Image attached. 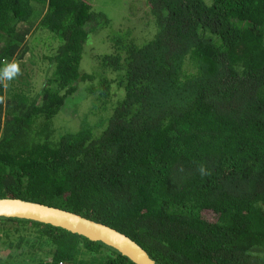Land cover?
I'll use <instances>...</instances> for the list:
<instances>
[{
    "label": "trees",
    "instance_id": "1",
    "mask_svg": "<svg viewBox=\"0 0 264 264\" xmlns=\"http://www.w3.org/2000/svg\"><path fill=\"white\" fill-rule=\"evenodd\" d=\"M144 6L112 29L87 0H0V69L31 35L51 42L41 63L0 82V198L103 223L155 264H264V0ZM100 30L108 51L83 59ZM59 263L133 264L99 241L0 217V264Z\"/></svg>",
    "mask_w": 264,
    "mask_h": 264
},
{
    "label": "water",
    "instance_id": "2",
    "mask_svg": "<svg viewBox=\"0 0 264 264\" xmlns=\"http://www.w3.org/2000/svg\"><path fill=\"white\" fill-rule=\"evenodd\" d=\"M0 217L32 220L65 229L91 241H99L128 258L133 264H155L134 240L103 223L46 204L19 198H0Z\"/></svg>",
    "mask_w": 264,
    "mask_h": 264
},
{
    "label": "rangeland",
    "instance_id": "3",
    "mask_svg": "<svg viewBox=\"0 0 264 264\" xmlns=\"http://www.w3.org/2000/svg\"><path fill=\"white\" fill-rule=\"evenodd\" d=\"M90 5L93 7V9H95L96 11H100L102 12L111 22L112 25V29H115V27L117 26V23H119L120 21H126V22H133V19L130 18L129 20H126L124 18H127V14L129 9L131 8V16L132 14L135 13H140V14H144L145 13V6H144V0H87ZM131 1V6L129 4V2ZM139 17V15H137ZM143 27V26H142ZM111 28H109V31L111 32L112 30ZM105 30L104 31H97V32H93L91 35H89L88 40H87V45H84V53H83V59L85 58V56L87 55V53L89 52L90 54H99L102 55L104 54L106 51H108V45L107 43L104 41L105 38ZM39 34H33L28 38V43L27 46L29 48V52L27 51L24 55V57L20 60L21 62L29 63V61L31 60V58L33 56H35V61L39 62V58L44 55L45 53H49L51 48V42H49L50 45L46 44V42L43 43V41H39ZM89 41H94L95 42V47L94 49H89L90 47L87 48ZM90 56V55H89ZM83 59L81 62V73H85L87 71H89V66L88 63H83ZM92 59V58H90ZM88 61V60H87ZM41 72L37 71L35 72V82H36V86H39V84L42 81V77L39 75ZM81 91L77 90L75 95L76 98L78 99L80 96ZM72 106H66L63 109V116L64 118H68L69 120L71 118L76 117V113L74 112L73 108H71Z\"/></svg>",
    "mask_w": 264,
    "mask_h": 264
},
{
    "label": "clouds",
    "instance_id": "4",
    "mask_svg": "<svg viewBox=\"0 0 264 264\" xmlns=\"http://www.w3.org/2000/svg\"><path fill=\"white\" fill-rule=\"evenodd\" d=\"M20 63L21 61H18L15 58H13L11 61L5 59L3 61L4 66L2 69H0V82H11L15 80L18 76H20L21 75ZM3 86L7 88L9 84L4 83ZM4 102H5V97L0 96V104H3ZM197 171L202 176L209 174L208 170L203 165H200Z\"/></svg>",
    "mask_w": 264,
    "mask_h": 264
}]
</instances>
